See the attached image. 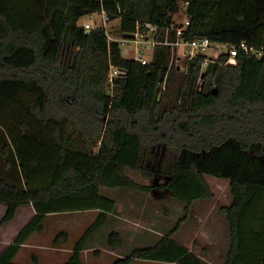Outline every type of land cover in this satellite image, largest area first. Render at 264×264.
Returning <instances> with one entry per match:
<instances>
[{
    "label": "trees",
    "instance_id": "trees-1",
    "mask_svg": "<svg viewBox=\"0 0 264 264\" xmlns=\"http://www.w3.org/2000/svg\"><path fill=\"white\" fill-rule=\"evenodd\" d=\"M186 1L183 39L245 41L262 55L241 49L231 65L223 53L202 71L206 55L199 54L182 69L171 63L172 46L159 44L142 64L104 27L88 31L80 22L106 10L123 33L138 21L171 26ZM112 65L127 71L113 85ZM0 142V202L7 204L0 228L22 205L35 210L0 264H26L16 256L49 214L98 209L64 263L85 264L83 251L115 213L102 187L168 189L184 203L153 245L123 250L124 232L111 229L108 244L120 249L111 264H206L174 235L195 201L215 197L207 175L230 181L232 201L220 207L231 240L222 264H264V0H0ZM158 147L165 154L153 167ZM129 169L161 181L144 184ZM69 238L61 229L52 243Z\"/></svg>",
    "mask_w": 264,
    "mask_h": 264
},
{
    "label": "rangeland",
    "instance_id": "rangeland-1",
    "mask_svg": "<svg viewBox=\"0 0 264 264\" xmlns=\"http://www.w3.org/2000/svg\"><path fill=\"white\" fill-rule=\"evenodd\" d=\"M184 10L185 7L181 5ZM97 23H101L102 15L94 16ZM183 11L177 14L176 18L181 20ZM91 21L88 16L81 18V23ZM110 30L114 31L115 36H119L120 20H112L108 24ZM122 52L126 57H134L133 50L127 45H121ZM221 52V50H219ZM209 55L216 54L214 48H210L207 52ZM174 64H180L182 69L185 67V61H173ZM181 69V70H182ZM2 142H0V170L4 167V157H2ZM164 147H158L151 153V164L153 167L159 166L161 159L164 157ZM128 173L136 180L144 184H153L157 180L145 177L140 171L128 170ZM1 174V173H0ZM207 179L215 192V197L201 201L196 204L195 209L190 215L186 224L182 225L181 229L175 233L174 238L186 246H190L195 252L204 257L207 264H222L230 245V232L225 226V215L220 211V207L224 204H229L232 201L230 191V181L219 178L213 175H207ZM101 191L104 195L112 198L116 202L115 213L109 218V223L106 224L93 238L90 248L84 250L85 264H107L106 255L110 252L119 253L120 249L110 247L107 241V235L111 229H119L124 232L125 242L121 247L131 251L135 247H144L153 245L160 233L171 229L178 219L183 215L184 203L176 200L171 191L168 189L154 188L151 191L142 192L125 187H102ZM7 210V204L0 202V219L4 216ZM31 205L21 207L17 218L12 223H5L2 227H6L2 237L6 239L10 231H14L20 226H23L33 215ZM96 211L89 210L70 211L69 213L49 215L45 221L46 229L43 235H40L33 241V245L27 247L19 253L17 261L26 262L27 264H51L48 259V246L52 245L53 236L57 231L67 228L71 231V239L69 245L80 237L85 229L95 220ZM212 218H215L219 231H209V223ZM203 219V221H202ZM204 226L207 232L201 228ZM148 228L151 231H147ZM134 235V236H133ZM100 247V253L104 254L98 257L99 253H95L94 249ZM121 249V250H122ZM34 254L40 257V260L35 261ZM50 255V254H49ZM52 255V254H51ZM53 256V257H52ZM51 257L55 260L56 256ZM137 262V263H136ZM53 264V263H52ZM134 264H161L146 261H135Z\"/></svg>",
    "mask_w": 264,
    "mask_h": 264
},
{
    "label": "built area",
    "instance_id": "built-area-1",
    "mask_svg": "<svg viewBox=\"0 0 264 264\" xmlns=\"http://www.w3.org/2000/svg\"><path fill=\"white\" fill-rule=\"evenodd\" d=\"M188 5L189 1H186L180 10L175 14L174 19L176 23L171 26H159L152 22H143L138 21L136 31L133 37L125 35L126 33L119 32V36H115L114 31L110 30L108 24L112 20L106 10H102L101 12H92L87 16L91 21L83 22L86 30H91L96 27H104L106 29L107 37L109 41L115 40L118 41L121 45H127L128 48L133 50L134 58L140 61L142 64H148L152 61L154 57V52L159 44H166L172 46V61H182V60H190L199 54H205L206 58L202 65V71H205L209 62L216 60L220 57L221 54H228L227 64L235 65L237 63V54L242 49L245 52H253L254 54L262 55V51L256 50L253 46H250L247 42L242 41L238 44H231L226 42H215L210 40L209 38H197L195 40H185L182 38V34L184 30L187 29L190 24V18L188 14ZM183 11V17L181 20L177 19V14ZM102 15L101 23H97L96 18L94 17L96 14ZM171 29L176 30V36L172 38L170 36ZM210 48H214L217 53L213 55H209L207 52ZM221 50V52H219ZM130 58V57H129ZM181 68L182 66L178 64ZM185 68V67H184ZM183 68V69H184ZM127 71L119 66L112 65L110 69L109 83L113 85L115 78L118 76L125 75ZM203 78L199 79L198 87L202 83Z\"/></svg>",
    "mask_w": 264,
    "mask_h": 264
},
{
    "label": "crops",
    "instance_id": "crops-1",
    "mask_svg": "<svg viewBox=\"0 0 264 264\" xmlns=\"http://www.w3.org/2000/svg\"><path fill=\"white\" fill-rule=\"evenodd\" d=\"M210 200V199H209ZM201 201H207V200H199V201H195L194 203H193V205H192V211H191V215H192V212H193V210L195 209V206H196V204L197 203H199V202H201ZM23 206H25V205H22L21 207H23ZM21 207H19V209H18V211H17V213H16V215H15V217H14V219H12L11 221H9V223H12V221L13 220H15L16 218H17V214L19 213V211H20V209H21ZM31 207H32V209H33V215H32V217H30V219L23 225V226H20V227H18L17 229H15L14 231H10L9 232V235H8V237L6 238V239H4L3 237H2V234H3V232L5 231V228L6 227H1L0 228V254L3 252V250L16 238V236L20 233V231L25 227V225L33 218V216L35 215V210H34V208H33V206L31 205ZM89 211H91V212H95L96 211V213L98 214V209H88ZM63 213H69V211L68 212H58V213H51V214H49V215H56V214H63ZM49 215L47 216V217H49ZM225 217V216H224ZM47 219V218H46ZM225 219V226H223V228H224V230H225V228L226 229H228V221H227V219H226V217L224 218ZM189 220V218L183 223V225L184 224H186L187 223V221ZM216 219L215 218H212V220H210V223H209V231H211V232H217V231H219L218 230V228H217V223H216V221H215ZM202 221H203V219H202ZM8 223V222H7ZM203 226V225H202ZM45 229H46V225H45ZM44 229V230H45ZM64 229H66V230H68L69 231V233H70V238H69V240L71 239V231L69 230V229H67V228H64ZM204 232H207L206 231V229H204V226L201 228ZM44 230L43 231H41V232H35V233H33L31 236H30V238L27 240V242L22 246V248H21V250H23V249H25V248H27V247H30L31 245H33V241L37 238V237H39L40 235H43V232H44ZM58 232V231H57ZM54 237V236H53ZM73 243V242H72ZM72 243L69 245V241L68 242H66V243H64V244H53L52 243V245L51 246H48V249H49V252H47V254H48V259H50L51 260V264L53 263V264H64L68 259H69V257H70V255H71V253H72ZM191 250H193L190 246H188ZM21 250L19 251V253L21 252ZM194 251V250H193ZM19 253H18V255L16 256V260H17V258H18V256H19ZM84 253H85V251H83V258H84ZM54 255V256H56V258H55V260H53L52 261V255ZM104 254L102 253H99V256L98 257H102ZM34 256H37V261L38 260H40V257L38 256V255H36V254H34ZM52 256V257H51ZM118 256H120V253H115V252H110L109 251V253L106 255V258H107V260H108V263L107 264H111ZM201 257L204 259V257L201 255ZM84 260H85V258H84ZM41 261V260H40ZM135 261H146V262H152V263H161V264H173V263H169V262H166V261H156V260H143V259H139V260H135ZM135 261L134 262H132L131 264H134L135 263ZM23 263H26V262H23ZM137 263V262H136ZM209 263H211V264H213L212 262H209ZM27 264V263H26ZM206 264H207V262H206Z\"/></svg>",
    "mask_w": 264,
    "mask_h": 264
},
{
    "label": "water",
    "instance_id": "water-1",
    "mask_svg": "<svg viewBox=\"0 0 264 264\" xmlns=\"http://www.w3.org/2000/svg\"><path fill=\"white\" fill-rule=\"evenodd\" d=\"M125 35L133 37L135 34L132 32V33H126Z\"/></svg>",
    "mask_w": 264,
    "mask_h": 264
}]
</instances>
